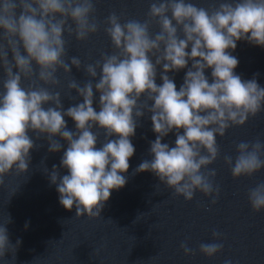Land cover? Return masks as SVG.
Here are the masks:
<instances>
[{
	"label": "clouds",
	"instance_id": "clouds-1",
	"mask_svg": "<svg viewBox=\"0 0 264 264\" xmlns=\"http://www.w3.org/2000/svg\"><path fill=\"white\" fill-rule=\"evenodd\" d=\"M123 16L113 11L103 21L113 51L82 64L79 57L68 56L65 34L83 42L100 30L95 0H0V186L13 171L28 172L37 140L46 138L50 153L60 152L63 140L67 148L60 166L67 174L61 176L56 165L50 173L44 169L56 185L59 203L68 211L75 206L76 218H100L112 191L127 183L124 174L135 152L130 138L139 119L150 113L156 134L150 142L152 159L135 171L152 172L186 201L196 192L219 195L216 170L209 169L220 155L217 137L264 111V87L255 76L243 80L235 74L239 61L229 52L241 40L264 47V0H219L209 7L192 0H153L145 19ZM73 66L88 79L81 83L72 77ZM158 68L162 84L156 82ZM184 69L177 90L169 73ZM60 73L69 78L66 97L75 99L74 90L82 98L67 110L56 90ZM65 117L73 120L75 131L68 129ZM101 132L104 139L97 148ZM172 132L175 146L162 142ZM236 152L234 161L224 157L233 179L264 169L259 138L240 141ZM248 200L254 212L264 210V182L248 191ZM11 222L8 215L0 223L3 264H15L21 244L9 239ZM212 236V243L199 245L209 258L223 249L217 242L221 234L213 231ZM180 247L186 256L195 255L186 242Z\"/></svg>",
	"mask_w": 264,
	"mask_h": 264
},
{
	"label": "water",
	"instance_id": "water-1",
	"mask_svg": "<svg viewBox=\"0 0 264 264\" xmlns=\"http://www.w3.org/2000/svg\"><path fill=\"white\" fill-rule=\"evenodd\" d=\"M152 2L95 0L100 30L83 42L77 41L74 35L65 34L68 56H77L82 64H87L98 60L103 52L111 53V41L103 30L106 17L115 11L118 15L124 13L123 19L143 20ZM192 2L209 7L219 0ZM229 52L239 61L235 74L243 80L255 76L264 87V47L241 40L236 49H229ZM186 70L169 73L177 90ZM157 71L156 82L162 84L159 78L162 68ZM205 74L211 80V70ZM59 75L61 85L56 90L62 92V103L67 110L82 102V98L74 90L71 95L75 99L66 97L69 78L63 73ZM71 76L81 83L88 79L83 69L74 66ZM94 107L99 111L98 94ZM65 120L68 129L75 131L73 120L69 117ZM29 135L35 139L33 133ZM257 138L264 142V111L249 118L243 126L229 128L224 137H217L220 155L209 169L216 170L215 184L219 186V195L213 193V196L205 197L196 192L192 201H186L163 185L152 172L135 171L143 160L152 159L150 142L156 139L150 113H145L138 121L135 135L130 138L135 152L129 160L128 172L124 174L127 183L112 191L101 217L92 220L87 215L76 218L75 206L68 211L59 203L56 185L50 183L44 171L47 168L50 173L56 165L61 176L67 174V169L60 166L67 143L61 140V151L50 153L47 139L37 140V149L30 152L28 172L17 175L13 171L5 177L4 186H0V223H6L10 215L9 239L14 245L18 239L21 241L15 264H224L225 260H230L231 264H264V210L254 212L248 200V191L264 182V169L252 177L233 179L230 167L224 161L226 155L235 160L236 145L240 141ZM103 139L101 132L97 148L102 146ZM175 139L176 133L172 132L162 142L175 146ZM213 231L221 234L217 242L223 244V249L209 258L200 253L199 245L212 243ZM182 242H186L195 255L186 256L180 247ZM6 259L11 260L10 253Z\"/></svg>",
	"mask_w": 264,
	"mask_h": 264
}]
</instances>
